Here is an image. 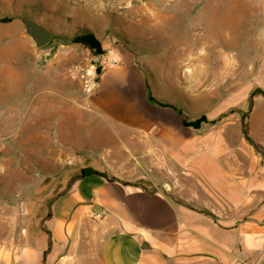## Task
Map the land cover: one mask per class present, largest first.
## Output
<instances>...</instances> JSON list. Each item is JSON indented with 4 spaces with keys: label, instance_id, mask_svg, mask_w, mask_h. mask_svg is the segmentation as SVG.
<instances>
[{
    "label": "rangeland",
    "instance_id": "374dc122",
    "mask_svg": "<svg viewBox=\"0 0 264 264\" xmlns=\"http://www.w3.org/2000/svg\"><path fill=\"white\" fill-rule=\"evenodd\" d=\"M19 16L50 30L49 43L37 48ZM85 33L103 54L71 41ZM116 49L133 53L157 100L203 120V131L249 137L264 154V97L251 102L264 90V0H0V264H35L55 241L46 228L72 217L68 170L49 176L89 157L97 67L114 65L105 59ZM97 118L94 130L109 131ZM107 119L121 133L147 134ZM112 139L96 159L120 143ZM98 229L86 224L61 256L47 262L43 251L38 264H100Z\"/></svg>",
    "mask_w": 264,
    "mask_h": 264
},
{
    "label": "crops",
    "instance_id": "0c3cea01",
    "mask_svg": "<svg viewBox=\"0 0 264 264\" xmlns=\"http://www.w3.org/2000/svg\"><path fill=\"white\" fill-rule=\"evenodd\" d=\"M114 52L92 112L94 127L99 116L110 132L91 127L85 162L49 176L56 182L68 170L62 194L74 213L46 228L55 241L31 259L38 264L44 251L52 262L95 223L100 264H264V154L247 137L195 128L181 109L152 101L133 53ZM107 117L147 134L121 133ZM113 137L117 147L96 159Z\"/></svg>",
    "mask_w": 264,
    "mask_h": 264
},
{
    "label": "water",
    "instance_id": "95a60500",
    "mask_svg": "<svg viewBox=\"0 0 264 264\" xmlns=\"http://www.w3.org/2000/svg\"><path fill=\"white\" fill-rule=\"evenodd\" d=\"M18 18L25 25L27 34L33 40L37 48L44 47L49 43L53 36V33L50 30L30 18L22 16H19ZM259 94L264 97V90L262 88H257L252 92L251 102L254 97Z\"/></svg>",
    "mask_w": 264,
    "mask_h": 264
},
{
    "label": "trees",
    "instance_id": "16d2710c",
    "mask_svg": "<svg viewBox=\"0 0 264 264\" xmlns=\"http://www.w3.org/2000/svg\"><path fill=\"white\" fill-rule=\"evenodd\" d=\"M72 42L77 43V42H82L84 43L87 47H89L91 50L95 52V54H103L105 52L102 44L95 39V37L91 33H85L83 35H77L75 36L72 40ZM97 72L99 74H102V68L99 66L97 67ZM150 99L154 101L155 103H158L159 105L163 106H172L170 104L161 102L157 100L152 94ZM203 120H196V121H190V125L195 127V128H200L202 126ZM249 139V137H247Z\"/></svg>",
    "mask_w": 264,
    "mask_h": 264
},
{
    "label": "built area",
    "instance_id": "2783aa9c",
    "mask_svg": "<svg viewBox=\"0 0 264 264\" xmlns=\"http://www.w3.org/2000/svg\"><path fill=\"white\" fill-rule=\"evenodd\" d=\"M105 62L108 63L109 65L117 63V59L115 57H109L105 59ZM95 85H92L89 87V91H92L94 89Z\"/></svg>",
    "mask_w": 264,
    "mask_h": 264
},
{
    "label": "bare ground",
    "instance_id": "6f19581e",
    "mask_svg": "<svg viewBox=\"0 0 264 264\" xmlns=\"http://www.w3.org/2000/svg\"><path fill=\"white\" fill-rule=\"evenodd\" d=\"M132 8V7H131ZM135 8V7H134ZM138 10L142 13V12H145L147 11V9L149 8L147 5L146 6H143V7H137ZM132 11V10H130ZM151 14V13H150ZM142 17V16H141ZM148 17V16H147ZM149 19V18H148ZM151 19V18H150ZM142 20V19H141ZM146 20V19H145ZM228 66V65H227ZM231 67V65L229 66V68ZM227 69V68H226ZM217 79V78H216Z\"/></svg>",
    "mask_w": 264,
    "mask_h": 264
}]
</instances>
